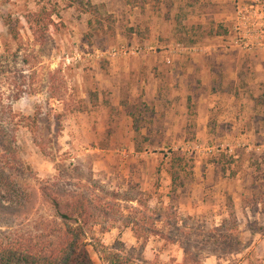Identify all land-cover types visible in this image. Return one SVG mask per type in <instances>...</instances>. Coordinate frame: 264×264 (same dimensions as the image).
I'll return each mask as SVG.
<instances>
[{
  "label": "rangeland",
  "instance_id": "1",
  "mask_svg": "<svg viewBox=\"0 0 264 264\" xmlns=\"http://www.w3.org/2000/svg\"><path fill=\"white\" fill-rule=\"evenodd\" d=\"M85 1L94 12L68 0H0V56L7 46L19 54L0 77V100L16 116L24 185L34 193L48 180L83 185L126 214L171 206L208 226L234 212L243 248L204 252L201 264H264V0ZM43 5L55 9L56 28L41 48L25 16ZM8 17L21 20V51ZM53 88L64 101L51 98ZM56 114L64 115L59 136ZM133 190L148 199L146 209L116 200ZM34 207L0 222L17 227L51 215L40 194ZM88 242L120 252L126 264L184 261L178 244L151 236L144 246L121 222H100Z\"/></svg>",
  "mask_w": 264,
  "mask_h": 264
},
{
  "label": "trees",
  "instance_id": "2",
  "mask_svg": "<svg viewBox=\"0 0 264 264\" xmlns=\"http://www.w3.org/2000/svg\"><path fill=\"white\" fill-rule=\"evenodd\" d=\"M68 3L69 7H75L83 13L94 12L96 9L85 0H68ZM55 14L52 6L43 5L39 10L25 16L34 45L43 48L51 42V29L56 28ZM5 26L18 46V51H21V20L8 17ZM12 50L7 46L5 53L0 56V77L12 72L11 60H19V54ZM21 63H31L29 54L22 56ZM51 98L64 101L65 94L60 89L53 88ZM19 99L20 96L16 97L15 101ZM63 117V114L55 115L56 136L63 130ZM15 119L12 108L4 105L1 99L0 215L10 220H18L33 212L39 194L43 206L51 215L40 214L17 227L10 226L11 221L0 222V264H96L90 248L100 255L103 264H126L120 252L103 244L92 245L88 242L89 232L102 221L121 222L124 228L132 230L137 241H143L144 246L151 236L159 237L166 243L178 244L184 251L183 264H201V255L204 252L231 255L243 248L244 242L234 212H230L219 226H208L204 221L192 216H180L171 206L161 207L150 216L135 209L126 214L129 208L121 204L104 203L102 196L96 195L83 185L80 187H84L85 191L70 190L60 183L48 180L39 185V192H32L23 182L29 169L17 146ZM75 171L77 175L81 174L78 178L81 177L82 182L94 184L89 172L82 173L80 168ZM116 200L137 203L145 209L148 206V199L138 190H133L132 193ZM146 224H149V227Z\"/></svg>",
  "mask_w": 264,
  "mask_h": 264
},
{
  "label": "built area",
  "instance_id": "3",
  "mask_svg": "<svg viewBox=\"0 0 264 264\" xmlns=\"http://www.w3.org/2000/svg\"><path fill=\"white\" fill-rule=\"evenodd\" d=\"M127 53H128V52H126L125 50H122V51L113 50V51H111L109 54H110L112 57H116L118 54L127 55Z\"/></svg>",
  "mask_w": 264,
  "mask_h": 264
}]
</instances>
